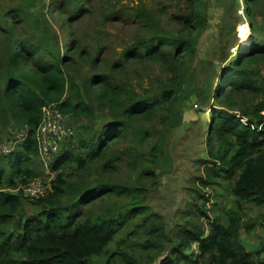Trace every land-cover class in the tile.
Returning a JSON list of instances; mask_svg holds the SVG:
<instances>
[{
  "label": "trees",
  "instance_id": "trees-1",
  "mask_svg": "<svg viewBox=\"0 0 264 264\" xmlns=\"http://www.w3.org/2000/svg\"><path fill=\"white\" fill-rule=\"evenodd\" d=\"M82 1L64 0L59 7L60 14H72L69 25L73 14L89 12ZM37 2L21 0L0 13V127L13 123L30 132L0 158V264H264V238L258 236L257 245L242 238L264 226V23L257 20L263 2L244 0L251 38L236 40V53L217 79L213 108L207 107V159L198 160L189 200L174 213L173 232L153 209L150 190L164 174V146L182 98L179 83L209 26L212 0H185L178 13H168V5L134 8L133 20L151 34L127 49L125 62L158 63L171 73L167 83L140 92L118 82L122 63L110 73L99 70L104 46L90 61L97 73L77 80L70 71L87 48L74 34L65 53L53 46ZM228 2L223 23L231 26L237 4ZM92 103L109 116L78 138L73 127L75 136L49 166L56 173L49 191L38 199L23 197L22 187L40 174L31 166L40 158L42 109L56 104L72 124L94 115ZM128 143L150 149L138 148L128 162L137 175L133 183L130 175L114 181L126 156L115 150ZM256 209L259 215L251 217Z\"/></svg>",
  "mask_w": 264,
  "mask_h": 264
},
{
  "label": "rangeland",
  "instance_id": "rangeland-1",
  "mask_svg": "<svg viewBox=\"0 0 264 264\" xmlns=\"http://www.w3.org/2000/svg\"><path fill=\"white\" fill-rule=\"evenodd\" d=\"M63 1L38 0L37 4L45 9L48 29L53 31H50L51 37H53L51 40L53 46L57 43L61 52L65 53L66 43L70 41L71 34H74L80 46L87 48L88 52L85 54L84 60L80 61L78 69L70 71L77 80L91 72L97 73L90 68V61L97 58L99 48L104 46L107 47V50L100 57L98 68L101 72L110 73L113 72L114 64L122 63L123 68L117 70L120 75L119 83L130 84L138 92L145 88L156 87L160 83H167V77H171V73H168L160 64L152 62L141 64L135 61L127 64L125 62L127 49L140 38L148 39L151 34L143 28L142 24L133 20L132 16L135 14L134 8L139 4L154 8L168 5L170 6L168 13H178L184 8L185 0H83L81 3L90 9L89 12L79 17L73 14L70 25L67 23V19L72 14L70 12L59 13V7L64 5ZM261 1L264 7V0ZM19 2L21 0H0V13L7 8L17 6ZM60 3L62 4L60 5ZM226 4H229L228 0H212L209 9V26L199 37V42L195 46L196 54L189 62L188 70L179 83L182 98L164 146L166 152L161 164L164 167V174L160 179V185L156 189L151 188L150 190L152 207L166 217L170 232H173L176 226L173 217L176 209L181 203L189 200L188 188L191 180L198 173L196 171L198 160L207 159V127L210 110L214 104L213 93L218 82L217 79L236 53L238 48L236 40L239 39L241 43V40H245V36L247 39L251 38L250 24L245 19L244 0H235L237 11L231 18V26H226L223 23ZM257 20L264 23V11L262 15L257 13ZM239 98L246 102L245 105L250 104L248 96ZM92 105L96 108L95 103ZM208 106L210 110L207 109ZM233 109H238V107L235 106ZM107 116H109L107 111L96 108L91 118L80 119V121L73 120L72 124L77 130V138L81 135L84 136L86 126L99 124V121ZM243 121L246 122L247 119L243 118ZM153 122V125L159 123L157 120ZM16 128L13 123L0 127L1 160L4 158L2 156L6 155L3 153V143L7 140L12 141L14 133L18 130ZM144 145L145 143H138L137 146L128 143L115 150L117 153H125L126 156H124L125 163L120 167L118 175L112 178L114 181L124 182L128 179V175L131 176L128 182L133 183L136 180L137 175L133 171L134 167L128 162L136 155L138 148L142 147L145 153L149 151L150 147ZM11 147L13 150L18 148V146ZM54 159L55 157L51 159L40 157L35 160L36 167L31 166V168H35L36 173H40L37 178L40 179L39 184L43 185L44 189H46L45 186L50 188V181L56 175L49 168ZM24 202L27 213H33L34 206L29 202ZM259 213L260 211L257 209L251 210L250 216L256 217ZM261 222L264 223L263 220ZM128 229L123 230L120 235ZM258 236L264 238V226L260 224L255 226L252 233H243L242 238L250 245H257ZM163 247L168 248L169 246L165 244Z\"/></svg>",
  "mask_w": 264,
  "mask_h": 264
},
{
  "label": "built area",
  "instance_id": "built-area-1",
  "mask_svg": "<svg viewBox=\"0 0 264 264\" xmlns=\"http://www.w3.org/2000/svg\"><path fill=\"white\" fill-rule=\"evenodd\" d=\"M36 136L40 144V157L51 159L56 157L65 144L75 136V129L68 115L62 113L56 104H49L42 109V120ZM13 137L12 141L7 140L3 143V153L6 155L15 150L11 146H18L29 139V128L18 129ZM39 180V178L31 180L22 187L25 197L38 199L49 191L50 188L44 185L46 188L44 189ZM194 248L197 249L196 246Z\"/></svg>",
  "mask_w": 264,
  "mask_h": 264
}]
</instances>
